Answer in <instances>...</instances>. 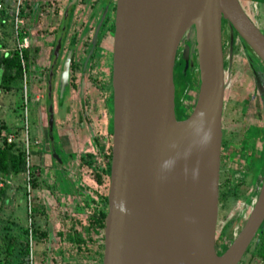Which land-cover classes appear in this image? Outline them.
I'll use <instances>...</instances> for the list:
<instances>
[{"label": "water", "instance_id": "95a60500", "mask_svg": "<svg viewBox=\"0 0 264 264\" xmlns=\"http://www.w3.org/2000/svg\"><path fill=\"white\" fill-rule=\"evenodd\" d=\"M223 21L264 65V33L239 0H115L101 264H237L261 224L264 173L239 230L216 252ZM186 35L181 55L194 52L198 85L177 119L173 66Z\"/></svg>", "mask_w": 264, "mask_h": 264}, {"label": "rangeland", "instance_id": "374dc122", "mask_svg": "<svg viewBox=\"0 0 264 264\" xmlns=\"http://www.w3.org/2000/svg\"><path fill=\"white\" fill-rule=\"evenodd\" d=\"M29 1L35 5L33 10L37 14L40 13L37 19L34 15L25 17L27 38L32 45L34 42L43 40L42 31H46V28L52 29L58 26L65 0ZM83 3V0H78L74 7L65 39L68 41L71 34L79 33L75 36L76 54L83 48L87 37L85 35L89 32L80 30L82 25L84 29H87L90 23L89 19L87 20L88 7ZM239 3L249 18L264 32V0H239ZM25 4V0H22L21 6ZM221 26L224 29L220 35L223 45V69L228 79L223 90L218 202L214 227V247L218 250L228 245L233 236L232 229L234 227L239 229L242 225L250 209L249 201L256 193L264 173L258 172V166H256L258 154L264 149V139L260 135L245 137L247 129L251 126L264 128V102L261 101L254 87L248 67L249 63L254 61L253 53L235 31L231 38L227 35L229 27L224 21ZM32 28L33 30L28 33V30ZM184 43L185 37L181 39L178 49L182 48ZM106 46L110 47L109 44ZM178 53L177 57L181 55ZM177 57L173 68L174 111L176 116H186L196 96L197 65L194 61V52L189 56L186 65L182 57ZM102 67L104 68L105 65ZM89 72L99 77L96 67H92ZM27 73L29 81L26 89L27 94L31 93V97L25 104L27 109L25 115L20 97L21 81L13 79L8 82L6 88L0 89V124L4 131L9 129L14 133L18 145H21V138L24 137V130H26L30 173L32 175L36 173L34 176L37 177L38 183L34 188L30 185V213L26 201L27 193L23 190L24 175L21 173L11 175L9 182L0 186L5 189L0 191L1 264L4 263L5 254L3 235H15L18 241L20 237H24L22 228L25 227L35 228V231L27 233L28 251L26 254L23 253L22 243L18 241L13 252L8 255L7 259L10 261L6 264H101L100 232L90 229L87 233L83 227L87 223L91 208L98 205L95 200L97 193H104L108 183L107 159L104 156L103 147L110 137L107 130L111 129L109 117L111 112L103 100L109 90L105 91L101 88L107 80L104 79V82H101L103 80L100 81L96 77V81L91 82L89 79L85 89L86 114L82 119V128L77 120L79 112L76 109L78 104L75 92L70 93L74 95V98L71 97L68 103L61 102L59 106L55 103L56 95L54 96V103H50L53 106L54 118L53 145L57 151L59 149L63 151V147L69 151L68 157L61 154V159L54 160L48 146L45 145L44 148L40 143L34 142L35 138L44 144L47 141V112L43 97H40L44 92V84L33 82L35 75L32 70L31 77L28 71ZM37 95L40 100L36 104L34 97ZM36 105L40 106L38 118ZM61 119H63L62 122ZM67 177L72 179L70 184L66 181ZM33 206L36 207L35 210H32ZM47 228L50 232L49 239L45 236ZM262 228H264V220L237 264L264 263L256 253L257 245L262 243L264 248V232L262 234L260 232ZM74 229L82 234L83 242L80 244L72 243L67 239V234ZM248 251L252 254L247 261Z\"/></svg>", "mask_w": 264, "mask_h": 264}, {"label": "flooded vegetation", "instance_id": "af4514ba", "mask_svg": "<svg viewBox=\"0 0 264 264\" xmlns=\"http://www.w3.org/2000/svg\"><path fill=\"white\" fill-rule=\"evenodd\" d=\"M68 2L70 3L67 7L65 18L63 19L64 7L65 5H67ZM77 2L78 0H73V1L65 0L64 6L62 8L61 17H60V23L58 24V26L52 29L46 28V31H42L44 34L42 41L34 42L32 45L29 42L27 47L24 49L26 59L24 58L23 69L25 71L26 85L29 81L27 78V74H28L27 71L29 72V76L31 77V70H32L33 75H35V79L33 80V82H35V84H41V83L44 84V92L40 97H43V100L45 103V110L47 112L46 113V140L47 141L44 144L39 139L35 138L34 142L38 144L40 143L42 147L44 148H45V145L48 146L52 157H53V154L51 152V149L54 148V150L56 151L55 156L58 159H61L60 157L61 154L68 157L69 151H67L66 148L64 147H63V151H61L60 149L59 151H57L56 147L53 145L54 141H53L52 131H53L54 118H53V111H52L53 106L50 103L52 102L54 103L53 98L55 99L54 97L55 95H56L55 103L57 104V106H59V104L64 101L68 103L71 97L74 98V95L70 94L71 91H74L75 97L77 98V104H78L76 105V109L79 112L77 116L78 125L82 128L83 126L82 119L84 118V115L86 114V108L84 105L85 96H86L85 89L87 87V83H89V79H91V82L92 80L93 82H95L96 81L95 78L97 77L96 74L94 75L91 72H89V70H91L92 67L97 68V74H99V77H97L98 80L100 81L103 80L101 82H104V79L107 80V82L106 83L104 82V85H102L101 88L103 90L105 89V91L109 90L107 91L108 92L107 95H104L105 97L103 100H104V103L107 109L110 110L111 112V115L109 116L110 123H111V116H112L111 58H112V39H113V31H114L115 0H83L84 2L83 5H87L88 7L87 20L89 19L90 23L87 25V29H84L83 25L80 29L81 31L88 30L89 32L86 33L85 36L87 37L85 38L84 46L80 50V53L78 52V54H76L74 46L76 45L75 36L79 35V33H77L76 35L74 33L71 34L68 41H65L66 35L68 32V23L72 16L73 9L77 5ZM255 6L256 5L254 4V7ZM26 7L27 6L25 4L23 6V11L26 14L25 17L28 16V12H29V10H27ZM33 12L34 14L32 15H34L35 18L39 17V14H40L39 12L38 14L36 13L35 10ZM33 28L31 30H28V33H30L33 30ZM223 31L224 29L221 26V32ZM233 32L234 30L232 29L231 31L229 28V30L227 31V35L231 38ZM185 40H186V37H185ZM107 44H109L110 47H107L106 46ZM182 49H183V45H182V48L180 49L177 48L176 55L178 53V50H179V53L182 54L181 52ZM176 55H175V59L177 57ZM181 57L182 55L180 56L178 55L177 58H181ZM252 57L254 58V61L253 63L250 62L248 67L250 70L252 81L254 83V87L257 89V93L261 101L264 102V65L254 53ZM26 64H29V65H26ZM63 65H67L66 80H65V83L63 84L62 89L60 90V83H61L60 80L62 76ZM102 65H105L104 68L102 67L103 69L101 68ZM174 65H175V61H174ZM225 73H224V81H225V86H226L228 76H227V73L226 74ZM103 74H104V77H102ZM106 76L108 78H106ZM30 97H31V93L30 95L29 93L26 94V101L24 103V106L30 100ZM40 97L38 95L34 97L36 100V104L40 100ZM109 103H110V108H109ZM49 106L51 107L50 116H49V109H48ZM39 107L40 106H37L36 108L37 118L39 117V115H37V113H39L38 112ZM26 111L27 109L25 106V112ZM49 117H51V130H50L51 136H49V122H48ZM175 117L177 119H182L185 117V115L176 116L175 114ZM63 119H61V122L63 121ZM38 123H39V119H38ZM258 129L264 130V128H258ZM111 131H112V124H111L110 131L107 130L110 137L105 141V146L103 147V153L105 157H106L108 145H110V148H111ZM70 133L72 134V132ZM57 140H58V137H57ZM56 157H53V159L54 160L57 159ZM109 165H110V153L108 157V163L106 166V175L108 176V178H109ZM35 174L36 173L34 172V175ZM31 177L32 176L29 175V184L31 185L32 188H34L37 186L38 180H37V177L35 176V185H32ZM98 179H99V176H98ZM66 181L70 184V182H72V179L67 177ZM107 186H108V183H107ZM23 190H25V183H24ZM102 196H105L104 210L106 212L107 189L102 194L97 193L95 200L97 201L99 199L98 204H100V198H102ZM91 212L92 210L90 211V213ZM88 224H89V218L85 226H87ZM99 232H100V240H101L100 248L102 249L103 248L102 246V227L100 228ZM260 232L262 234L264 232V228H262ZM49 237H50V233H49V229L47 228L46 238L49 239ZM220 247L222 248V245H220ZM215 250L217 253H219L223 249L218 250L215 247ZM256 253L264 254V248H263L262 243L257 245ZM251 254L252 252L248 251V257ZM100 255L102 258V251H100ZM259 257L260 255L258 256V258ZM262 261L264 262V260Z\"/></svg>", "mask_w": 264, "mask_h": 264}, {"label": "trees", "instance_id": "16d2710c", "mask_svg": "<svg viewBox=\"0 0 264 264\" xmlns=\"http://www.w3.org/2000/svg\"><path fill=\"white\" fill-rule=\"evenodd\" d=\"M24 58L26 59L25 51L23 53ZM21 76V65H19L18 57L14 52L11 56L0 57V89L6 88L8 86V82L12 81L13 79H19ZM2 131L4 128L2 124H0V175L7 176V175H17L24 170V150L21 145H18L16 141L7 142L5 137L2 135ZM8 131H10L8 129ZM253 135H260L264 139V130L258 129L255 126H251L247 129L245 137L249 138ZM110 153V145L107 147L106 157L108 163V157ZM256 166H258V172H264V149L261 150L257 157ZM31 177V184L35 185V176L30 173ZM4 187H0V191L2 192ZM5 191V189H4ZM25 192V190H24ZM99 203V199L97 200ZM104 202L105 196L100 198V204L95 205L92 207V212L89 213V224L84 227V231L87 232L90 229L100 231V228L103 227V220L105 216L104 210ZM36 207L33 206L32 210H35ZM35 231V228H22V235L24 237H20L18 240L22 243V252L26 254L28 251V241H27V233H31ZM58 234L62 235V233L58 232ZM46 236V232H45ZM17 237L15 235H3L4 241V251L5 254L3 256L4 263L6 264L10 261L8 255H10L14 248L15 244L18 242ZM67 239L75 244H80L83 242L82 234L77 230H72L67 234ZM260 255V259L264 260V254ZM249 257L247 258V261ZM1 264V261H0Z\"/></svg>", "mask_w": 264, "mask_h": 264}, {"label": "built area", "instance_id": "2783aa9c", "mask_svg": "<svg viewBox=\"0 0 264 264\" xmlns=\"http://www.w3.org/2000/svg\"><path fill=\"white\" fill-rule=\"evenodd\" d=\"M22 0H0V57L11 56L14 52L16 53L21 65V76L19 80L21 81V100H22V110L25 115L26 101V79L25 71L23 69L24 65V49L27 47L29 40L27 38V29L25 27V13L23 7L21 6ZM26 128V126H25ZM2 135L5 137L7 142L15 141V135L12 131H2ZM21 145L24 150V170L21 172L25 177V191L27 193L26 201L28 204V212L30 213L31 207L30 201V163H29V150L28 141L26 136V130H24V137L21 138ZM11 175L1 176L0 175V186L7 184L10 180ZM30 219V217H29ZM238 227L232 229V235H235L238 231ZM30 234V233H29Z\"/></svg>", "mask_w": 264, "mask_h": 264}, {"label": "crops", "instance_id": "0c3cea01", "mask_svg": "<svg viewBox=\"0 0 264 264\" xmlns=\"http://www.w3.org/2000/svg\"><path fill=\"white\" fill-rule=\"evenodd\" d=\"M43 1V0H42ZM25 2H26V8H27V10H29V12H28V15L29 14H34V10H33V5L30 3V1L29 0H25Z\"/></svg>", "mask_w": 264, "mask_h": 264}, {"label": "bare ground", "instance_id": "6f19581e", "mask_svg": "<svg viewBox=\"0 0 264 264\" xmlns=\"http://www.w3.org/2000/svg\"><path fill=\"white\" fill-rule=\"evenodd\" d=\"M229 27V26H228ZM230 30L232 31V29L230 28ZM188 42V36L186 35V40H185V43ZM185 61V60H184ZM187 64V62H185V65Z\"/></svg>", "mask_w": 264, "mask_h": 264}]
</instances>
